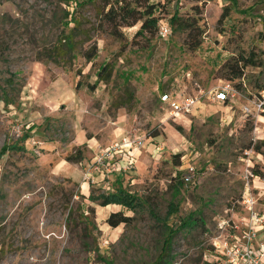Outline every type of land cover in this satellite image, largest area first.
Segmentation results:
<instances>
[{
	"label": "rangeland",
	"instance_id": "374dc122",
	"mask_svg": "<svg viewBox=\"0 0 264 264\" xmlns=\"http://www.w3.org/2000/svg\"><path fill=\"white\" fill-rule=\"evenodd\" d=\"M120 1L72 0L80 25L74 58L64 66L48 54L71 27L65 1L0 0V264H151L163 222L178 227L188 216L202 222L172 237L165 264H222L209 250L211 238L221 220L244 214L247 187L264 213V159L254 150L264 149L258 128L264 110L247 101L264 95V0H145L136 5L140 21L130 27L109 21ZM225 6L228 15L220 20ZM175 14L196 18L202 29L195 51L183 44V32L172 30ZM150 15L157 29L136 34ZM113 25L119 37L110 34ZM163 25L170 28L166 36ZM93 44L90 67L82 52ZM240 55L255 62L232 80L241 96L201 103L189 118L161 108L157 95L170 82L175 93L186 73L204 89L221 86L223 63ZM100 64L110 65V77L92 90L86 83L96 80ZM126 89L132 98L122 106ZM126 134L144 139L135 161L123 167L114 157L84 178L93 156ZM74 152L81 159L66 160ZM188 165L195 171L186 182ZM120 186L137 197L133 207L100 206L89 197ZM169 201L178 209L165 219ZM116 211L131 220L111 227L106 219Z\"/></svg>",
	"mask_w": 264,
	"mask_h": 264
},
{
	"label": "built area",
	"instance_id": "2783aa9c",
	"mask_svg": "<svg viewBox=\"0 0 264 264\" xmlns=\"http://www.w3.org/2000/svg\"><path fill=\"white\" fill-rule=\"evenodd\" d=\"M167 26L160 28V33L166 36L169 32ZM187 76V77H186ZM183 78V87L174 92L175 83L170 82L167 90L158 93L157 98L161 108L170 116L189 118L195 114L197 107L204 102H225L241 94L229 81H225L221 86H211L207 89L196 81L189 73ZM263 100L247 98V101L259 111L264 110ZM251 105V106H252ZM243 111H250L249 104H243ZM144 144V139L135 135H123L118 140H114L107 146L100 149L99 153L93 156L91 163H87L83 170V177L90 178L94 169H99L100 165L111 164L114 159L120 160L126 156L129 150L139 149ZM115 157V158H114ZM132 158L128 157L123 164L127 167L132 164ZM115 169L114 163L111 165ZM187 174L184 180L189 182L194 176V166H187ZM107 171L109 169L107 168ZM93 180V179H92ZM241 204L244 214L238 216L237 220L223 219L218 223V232L211 238L210 249L222 256V264H264V238H258V229L264 225V214L260 213L256 207V198L249 191H244ZM213 261L218 262L216 256Z\"/></svg>",
	"mask_w": 264,
	"mask_h": 264
},
{
	"label": "trees",
	"instance_id": "16d2710c",
	"mask_svg": "<svg viewBox=\"0 0 264 264\" xmlns=\"http://www.w3.org/2000/svg\"><path fill=\"white\" fill-rule=\"evenodd\" d=\"M64 21L68 26L71 24V27L68 31H62L61 35L57 38V43L51 48L49 51V57L51 61L55 63H62V65H69L72 63L74 58V50H75V41L74 37L77 33H79V21L74 16L75 8H72L74 5L72 0H64ZM202 3H206L211 0H193ZM140 3H146L145 0H121L120 5L116 8L114 14L110 16L109 21L118 19L117 26L123 25L130 27L135 25L140 19H138L137 8L136 5ZM74 7V6H73ZM154 4H148V8L151 10L155 9ZM72 8V9H71ZM194 11L198 13V4L194 5ZM198 11V12H197ZM228 15V8L225 6L224 11L221 13L220 20L225 18ZM157 17L155 15H150L141 20L140 26L136 32V34H142L144 32L152 33V29H157ZM171 27L173 31H179L184 33L183 44L190 51H195L202 43V29L200 28L196 18L192 16H187L184 18L181 15L175 14L172 16L170 21ZM110 34L113 36L121 35L120 32L113 25ZM96 44H93L91 48L86 49L82 52V57L85 58L87 63H90V67L95 65V54H96ZM247 65H255V62L251 60V58H247L246 56L240 55L234 58V60H227L222 65V70H225L226 81H229L234 86V82L232 81L235 78H239L244 70V67ZM96 80L93 83L87 82L86 85L94 90L96 88V84L100 81H107L110 77V65L109 64H100L95 72ZM80 86V80H78L77 87ZM132 98V92L126 89V97L123 100L122 106L127 104ZM151 135L157 134V129H154L150 132ZM254 150L256 152H260L264 156V150H261L259 146H255ZM72 156L69 155L66 157L68 161H77L81 159V155L79 152L76 154L74 152ZM177 158L180 154H174ZM178 191L174 192L173 196H175ZM92 200H96L97 203L101 206L107 205L109 203L119 204L121 206H125L128 208L133 207V202L137 200L135 194L127 191L121 186L116 189L114 192L100 194L99 196H93L90 194L89 196ZM178 209L177 202L169 201L168 209L166 211L165 219L169 217L171 214L175 213ZM152 214L155 215L153 209L150 210ZM131 220L130 216L124 215L121 211L111 212L106 219V222L111 227H116L119 224H127ZM198 221L202 222V218L198 216L197 218H193L192 216H188L185 220L180 221V225L178 227H173V225L168 224L167 222H163L164 231L163 238L161 242L160 251L158 256L151 264H165L168 263L166 260L169 257V248L172 241V237L176 235L181 228L185 226H193L198 223ZM207 249L203 251L205 253ZM205 264H209V262H205Z\"/></svg>",
	"mask_w": 264,
	"mask_h": 264
},
{
	"label": "crops",
	"instance_id": "0c3cea01",
	"mask_svg": "<svg viewBox=\"0 0 264 264\" xmlns=\"http://www.w3.org/2000/svg\"><path fill=\"white\" fill-rule=\"evenodd\" d=\"M204 103H208V102H204ZM217 103L222 104V103H224V102H217ZM209 104H211V103H209ZM198 108H199V106L197 107V109H198ZM197 109L195 110V114H196V112H197ZM258 121H259V123H260V125L258 126V128H261V129H262L261 137H262V139H264V121H262V122H260V120H258ZM116 123L118 124V120L115 121V124H116ZM114 126H115V125H113V127H112V129L114 130L113 133L120 132V126H117V127H114ZM119 135H120V133H119ZM138 137H139V136H138ZM262 150H264V149H262ZM135 154H136V152L134 151V149L131 148L126 156H124L123 158H121L120 160H118V161H119V164L125 162V160H126L128 157H131V158H132V161H133V159H134V161H135V158H134ZM256 154H257L258 157H260L259 159H262V160L264 159V156H263L262 153L257 152ZM84 161H85V159H82V160H81V162L79 163L80 166L82 165V163H84ZM61 165H64V164H59V166H61ZM99 177H100V176H99ZM262 187H264V186H262ZM118 188H119V187H118ZM260 192H261V191H260ZM100 206H101V205H100ZM263 214H264V213H263ZM257 235H258V238H264V225L261 226V227H259V229H258V234H257Z\"/></svg>",
	"mask_w": 264,
	"mask_h": 264
}]
</instances>
